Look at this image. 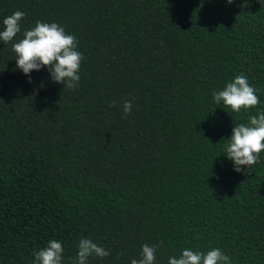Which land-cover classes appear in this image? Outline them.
<instances>
[{"label":"trees","instance_id":"obj_1","mask_svg":"<svg viewBox=\"0 0 264 264\" xmlns=\"http://www.w3.org/2000/svg\"><path fill=\"white\" fill-rule=\"evenodd\" d=\"M16 11L21 33L0 41V264L53 239L72 264L82 237L111 253L88 264H131L146 243L155 264L217 247L264 264V152L241 172L225 152L264 112V0H0V30ZM37 20L77 38V89L17 68ZM237 75L260 99L240 113L213 100Z\"/></svg>","mask_w":264,"mask_h":264},{"label":"clouds","instance_id":"obj_2","mask_svg":"<svg viewBox=\"0 0 264 264\" xmlns=\"http://www.w3.org/2000/svg\"><path fill=\"white\" fill-rule=\"evenodd\" d=\"M229 4L233 0H227ZM25 18L23 11H16L2 21L0 41L8 44L21 33V21ZM78 40L75 35L66 32L58 23L36 21L35 26L23 32V38L12 44L16 54L17 68L25 75L33 70L47 68L53 82L61 83L64 89L75 90L81 79L79 75L81 63L85 59L78 51ZM31 82V80H30ZM63 89V90H64ZM257 90L250 85L248 77L237 75L228 82L223 90L213 93L215 103H223L225 109L230 108L234 113L251 110L260 104ZM113 106H116L115 102ZM132 102L123 103L125 117L131 113ZM226 156L234 163V170L241 172L243 166L247 171L259 162L261 152H264V112L258 116H250L248 124L235 125L233 135L228 139L225 148ZM160 245L144 244L139 260L132 259L131 264H155L156 251ZM77 254L72 264H88L90 257H108L109 250L88 238H81L77 244ZM64 247L61 242L50 240L45 248L35 252L31 264H62ZM124 255L123 252L120 256ZM119 258V257H117ZM168 264H232L231 259L220 248H213L207 253L184 248L179 257L172 256Z\"/></svg>","mask_w":264,"mask_h":264}]
</instances>
